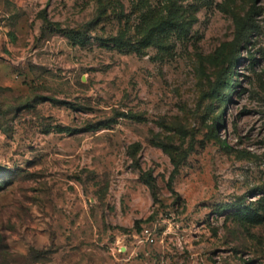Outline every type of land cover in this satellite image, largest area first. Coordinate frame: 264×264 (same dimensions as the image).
<instances>
[{"label":"rangeland","instance_id":"obj_1","mask_svg":"<svg viewBox=\"0 0 264 264\" xmlns=\"http://www.w3.org/2000/svg\"><path fill=\"white\" fill-rule=\"evenodd\" d=\"M0 264H264V0H0Z\"/></svg>","mask_w":264,"mask_h":264},{"label":"trees","instance_id":"obj_2","mask_svg":"<svg viewBox=\"0 0 264 264\" xmlns=\"http://www.w3.org/2000/svg\"><path fill=\"white\" fill-rule=\"evenodd\" d=\"M235 65L237 64V61L234 63ZM228 82V79L226 80ZM224 100H227V97L223 95Z\"/></svg>","mask_w":264,"mask_h":264}]
</instances>
